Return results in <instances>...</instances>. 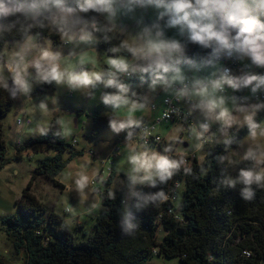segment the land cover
Here are the masks:
<instances>
[{
    "label": "clouds",
    "instance_id": "obj_1",
    "mask_svg": "<svg viewBox=\"0 0 264 264\" xmlns=\"http://www.w3.org/2000/svg\"><path fill=\"white\" fill-rule=\"evenodd\" d=\"M0 95L18 109V146L84 136L91 121L77 131L60 117L61 96L102 106L108 175L69 173L68 195L93 216L119 193L121 236L141 211L182 208L181 182L169 183L213 164L217 190L245 202L264 191V0H0ZM63 212L70 231L78 213Z\"/></svg>",
    "mask_w": 264,
    "mask_h": 264
},
{
    "label": "trees",
    "instance_id": "obj_2",
    "mask_svg": "<svg viewBox=\"0 0 264 264\" xmlns=\"http://www.w3.org/2000/svg\"><path fill=\"white\" fill-rule=\"evenodd\" d=\"M11 107V102L0 95V170L9 161L2 120ZM102 110V106L92 109V135L106 127L99 114ZM50 138L51 134L43 139L30 138L14 156L19 159L23 150L29 149L52 152L36 161L29 182L16 200L18 212L1 218L13 250L23 252V264H154L155 255L169 259L168 264H264V191H258L255 200L245 202L238 190H217L219 169L214 164L208 177L199 181L175 177L165 191L180 181L182 208L170 199L160 208L137 213L140 227L134 237L120 234L118 193L116 201H104L107 210L96 216L92 232H83L84 239L76 241L71 231L61 230L63 217L48 211L31 190L40 177L63 188L57 175L72 156L82 153L68 141L52 144ZM68 150L71 155L65 160L63 154ZM176 210L182 220L175 218ZM82 227L78 223L76 230ZM245 250L252 252L251 257L243 255ZM0 264L9 263L0 259Z\"/></svg>",
    "mask_w": 264,
    "mask_h": 264
},
{
    "label": "rangeland",
    "instance_id": "obj_3",
    "mask_svg": "<svg viewBox=\"0 0 264 264\" xmlns=\"http://www.w3.org/2000/svg\"><path fill=\"white\" fill-rule=\"evenodd\" d=\"M60 103L63 109L67 112H61L58 115L63 119L73 120V127H75L77 131L84 127V124L87 122V120L91 121V124L83 137H74V139L77 141L75 145L71 140L68 141L73 145L74 149L81 150L82 153L72 156L68 164L57 175L56 178L64 185L63 188L56 187L46 179L40 177L33 182L31 190L35 196L48 208V211L53 210L64 217V207L70 210L75 209V211L78 213V219L80 221L79 224H82L83 227L82 229L80 228L79 231L76 230V225L70 231L73 234L74 239L79 241L85 237L83 236V232H88V234L92 232L96 216L101 211L93 216L83 215L87 204L78 202L74 196L69 198V181L67 179V175L69 173L75 175L77 172L84 170L86 174L91 176L94 171L99 170L103 176H107L108 173L106 168L111 163V156L104 161L97 159L98 156H107V151L99 150L100 141L105 139L103 134L106 131V127L98 134L92 135V119L90 114L93 107L89 108V106L83 100L78 101L69 95L61 96ZM77 103L81 105L80 108H76ZM17 110L18 109L15 106H12L2 120L4 135L8 147L7 159L9 161L5 162L4 167L0 170V259L8 262L9 264H23V252L21 251L20 253H16L13 250L12 245L5 234L1 218L5 215L18 212L16 200L22 194V190L27 185V182H29L36 161L43 157L44 154L52 153L51 151L46 153L35 152L29 149L23 150L21 158H14L20 146L16 145L10 140V137L13 135V128L11 127L10 122ZM170 127H172L170 124H168L167 127H161V131L166 133ZM89 142L93 143L94 149H98L97 151H93L92 154V145ZM70 155L71 150L65 151L63 154V159H68ZM111 186L112 185L110 183L108 187L111 188ZM175 202L177 203L176 200ZM159 236H163V231H161V233L159 232ZM152 262L154 264H168L170 263V260L162 256L155 255L152 258Z\"/></svg>",
    "mask_w": 264,
    "mask_h": 264
},
{
    "label": "crops",
    "instance_id": "obj_4",
    "mask_svg": "<svg viewBox=\"0 0 264 264\" xmlns=\"http://www.w3.org/2000/svg\"><path fill=\"white\" fill-rule=\"evenodd\" d=\"M162 127H164V126H162Z\"/></svg>",
    "mask_w": 264,
    "mask_h": 264
},
{
    "label": "built area",
    "instance_id": "obj_5",
    "mask_svg": "<svg viewBox=\"0 0 264 264\" xmlns=\"http://www.w3.org/2000/svg\"><path fill=\"white\" fill-rule=\"evenodd\" d=\"M175 200V199H174Z\"/></svg>",
    "mask_w": 264,
    "mask_h": 264
}]
</instances>
